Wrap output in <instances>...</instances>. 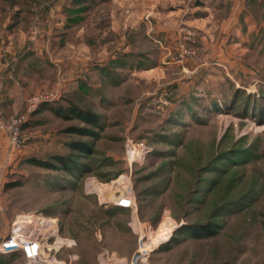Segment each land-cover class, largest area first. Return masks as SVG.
<instances>
[{
  "label": "rangeland",
  "instance_id": "obj_1",
  "mask_svg": "<svg viewBox=\"0 0 264 264\" xmlns=\"http://www.w3.org/2000/svg\"><path fill=\"white\" fill-rule=\"evenodd\" d=\"M8 48L25 56L0 69L2 113L27 121L18 146L0 130V247L48 236L58 264H264V2L0 0ZM72 105L98 125L53 112ZM28 217L52 229L15 227Z\"/></svg>",
  "mask_w": 264,
  "mask_h": 264
},
{
  "label": "built area",
  "instance_id": "obj_2",
  "mask_svg": "<svg viewBox=\"0 0 264 264\" xmlns=\"http://www.w3.org/2000/svg\"><path fill=\"white\" fill-rule=\"evenodd\" d=\"M49 101L48 97L37 96L28 101V113H32L38 109L42 103ZM2 97L0 94V130L5 131L10 135V140L13 145L21 144L22 126L26 123V116L15 117L11 120L4 118L2 113ZM126 200V202L124 201ZM124 204L126 206H124ZM116 206L124 210H132L135 202L130 197H121ZM48 236H32L25 239L12 237L3 242L0 247V252L3 254L20 253L28 264H58L57 261H51L46 256V249L48 248Z\"/></svg>",
  "mask_w": 264,
  "mask_h": 264
},
{
  "label": "trees",
  "instance_id": "obj_3",
  "mask_svg": "<svg viewBox=\"0 0 264 264\" xmlns=\"http://www.w3.org/2000/svg\"><path fill=\"white\" fill-rule=\"evenodd\" d=\"M48 106V102L46 103H42L39 107H38V110L41 108V107H45L47 108ZM53 112H55L56 115L58 116H63L65 118H78L80 120H82L83 122L85 123H88L92 126H97L98 125V122H97V118L92 115L91 113H88V112H85V111H82V110H79L76 106L72 105V106H69V107H60L58 109H54ZM65 112V115H63L62 113ZM32 113H35L32 112ZM30 113V114H32ZM72 132H78L80 133L81 130H78V129H71ZM70 146L76 150V151H80V152H86V147H82L80 143L78 142H75V143H71ZM58 162L61 163L62 165V168L68 170V165L70 164L68 159H64V158H58L56 157ZM73 159V158H72ZM36 164H39L41 166H45V167H48V163L46 162H37ZM195 233L197 234L198 237H202V235H212L213 234V231L209 230V229H203L202 228H199V229H195ZM194 233V234H195ZM20 255V253H11V254H3V255Z\"/></svg>",
  "mask_w": 264,
  "mask_h": 264
},
{
  "label": "crops",
  "instance_id": "obj_4",
  "mask_svg": "<svg viewBox=\"0 0 264 264\" xmlns=\"http://www.w3.org/2000/svg\"><path fill=\"white\" fill-rule=\"evenodd\" d=\"M198 3L202 4V8L210 10V8H213L217 6V4L221 1L230 2L235 5L236 7H242L247 0H196ZM260 3H263L264 0H259ZM13 50L4 49V51H0V69L1 71L5 72L9 68V66L14 63H21L24 62V52H21L20 50H16L13 48Z\"/></svg>",
  "mask_w": 264,
  "mask_h": 264
},
{
  "label": "bare ground",
  "instance_id": "obj_5",
  "mask_svg": "<svg viewBox=\"0 0 264 264\" xmlns=\"http://www.w3.org/2000/svg\"><path fill=\"white\" fill-rule=\"evenodd\" d=\"M116 183H123L122 180H118ZM113 197V196H112ZM111 197V198H112ZM126 202V200H124ZM124 206H126L124 204ZM119 207V206H117ZM53 222L54 220H51V221H47L43 218H39V217H28V218H24L22 220H19L17 223H16V228L18 227H26V228H29L30 229V226L33 225L35 227V225L37 224H41L42 227L44 228V230H49V229H52L50 226L53 225ZM25 228V229H26ZM19 233V232H18ZM25 237V236H24ZM21 239V237H18ZM27 238V237H26ZM58 244H61L63 245V241L62 239H58ZM142 251H145V250H142ZM141 252V251H140Z\"/></svg>",
  "mask_w": 264,
  "mask_h": 264
}]
</instances>
